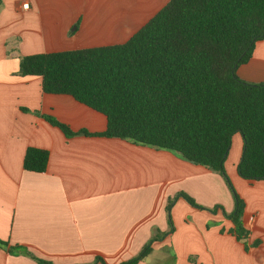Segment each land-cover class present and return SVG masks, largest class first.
I'll use <instances>...</instances> for the list:
<instances>
[{
	"label": "crops",
	"instance_id": "obj_1",
	"mask_svg": "<svg viewBox=\"0 0 264 264\" xmlns=\"http://www.w3.org/2000/svg\"><path fill=\"white\" fill-rule=\"evenodd\" d=\"M169 1L0 0V240L8 243L0 264H38L23 249L53 264H90L97 256L121 264L169 231L168 201L179 192L205 208L234 210L220 174L173 152L119 138L67 137L46 117L93 134L106 130L107 118L70 95L44 92L39 76L15 75L23 56L125 43ZM237 74L264 82V40ZM29 147L49 152L45 172L24 169ZM242 153L236 133L225 170L245 202L248 243L258 245L246 250L222 209L178 197L170 213L175 230L138 264H264V180L239 175Z\"/></svg>",
	"mask_w": 264,
	"mask_h": 264
},
{
	"label": "trees",
	"instance_id": "obj_2",
	"mask_svg": "<svg viewBox=\"0 0 264 264\" xmlns=\"http://www.w3.org/2000/svg\"><path fill=\"white\" fill-rule=\"evenodd\" d=\"M264 40V0H170L127 42L116 45L23 56L15 75L39 76L43 90L65 94L103 114L104 132H74L47 116L67 137L119 138L167 150L220 174L234 198L231 213L222 206L205 208L185 192L167 205L170 229L157 233L139 254L121 264H138L154 242L175 228L171 210L178 197L232 222L231 233L249 245L245 202L225 170L233 136L240 133L243 153L239 175L264 180V82L241 79L237 70L253 57ZM45 149L29 147L26 171L43 173L49 162ZM8 243L0 240V248ZM20 253L38 264H53L26 249ZM106 264L97 256L90 264Z\"/></svg>",
	"mask_w": 264,
	"mask_h": 264
},
{
	"label": "built area",
	"instance_id": "obj_3",
	"mask_svg": "<svg viewBox=\"0 0 264 264\" xmlns=\"http://www.w3.org/2000/svg\"><path fill=\"white\" fill-rule=\"evenodd\" d=\"M28 6H29L28 2L23 3V7H24L25 9H27ZM253 219H254V218L251 217L249 220L252 221Z\"/></svg>",
	"mask_w": 264,
	"mask_h": 264
}]
</instances>
